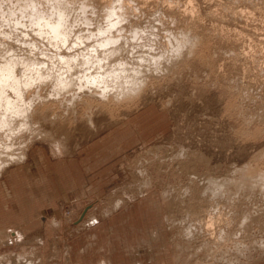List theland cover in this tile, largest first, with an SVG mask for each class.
<instances>
[{"label": "rangeland", "instance_id": "rangeland-1", "mask_svg": "<svg viewBox=\"0 0 264 264\" xmlns=\"http://www.w3.org/2000/svg\"><path fill=\"white\" fill-rule=\"evenodd\" d=\"M26 1L0 0V61L11 57L10 47L19 56L55 60L59 48L45 34L24 31L30 30L21 7ZM35 1L47 12L58 2ZM66 1L76 21L70 39L84 40L69 53L102 39L97 33L107 27L104 9L114 6L125 16L110 35L123 36V45H115L123 48L119 59L140 77L131 91L100 100L78 90L79 82L60 95L52 86L29 90L35 100L31 130L11 125L7 136L9 128L0 129V192L20 188L21 171L15 181L12 169L32 149L51 160L71 155L84 182L79 177L80 197L71 191L56 202L59 226L42 216L41 240L24 231H0V264L84 262L95 239L79 223H121L119 218L144 208L143 201L161 216L158 229L167 230L171 264H264V0L59 3ZM15 20L22 23L17 28ZM122 132L123 147L105 159L92 156V167L84 168L93 143ZM205 225L210 234L202 232ZM122 228H114L115 237Z\"/></svg>", "mask_w": 264, "mask_h": 264}, {"label": "bare ground", "instance_id": "bare-ground-1", "mask_svg": "<svg viewBox=\"0 0 264 264\" xmlns=\"http://www.w3.org/2000/svg\"><path fill=\"white\" fill-rule=\"evenodd\" d=\"M36 2L35 0H27L26 3L21 5L23 10L27 11V15L24 16H26V18L28 16L29 19V21H25V24L28 23L30 27L29 31H24L31 35H36V37L45 34L49 42L56 48H59V52H55V60L54 58H50V60L48 57L44 60L31 54L23 55L24 57L19 56V54L13 52L14 49L12 47L8 48L9 53L12 54L11 57H7L0 61V129L2 130V128L8 127L9 129H7L6 135L9 133L12 134V131H10L11 125L14 127L15 125H20V127L28 130H31L34 125L32 107L35 105L33 103L35 100H32V98L31 100L29 99L28 96H31L29 95L31 93L29 90H32V93H36L39 90L41 91L44 86H52L54 95H60L80 85L78 90L86 89V93H90L91 96L93 95L95 96L94 98L100 100L108 99L110 96L117 97L120 95L118 93H122L123 90L125 91L126 89L131 91L132 89L130 88L138 84L137 81L140 77L139 72L128 70L129 68L126 67L122 59H119L117 53H121L123 48L115 45L121 43V38L123 36L121 34H116V36L112 35L111 37L110 35L115 31L114 29L119 28L125 16L123 14H118L116 7L112 5L113 7L108 6L104 9L105 16L108 18V23L106 22L107 27L99 29V33H97L99 38L102 39L97 42L95 41L96 45H92V42L89 46L85 48L82 47L81 50L76 51L77 53L71 54L69 53V51L72 50L71 46L80 41L83 43L84 40L80 39V41H76L73 39L72 41V39H70L71 34H74L72 22L74 23L75 19L73 20L71 17L69 1L59 3L58 0V2L55 1L57 3L52 5L50 0V12H47L49 10L46 11L40 8L39 5H37L38 2ZM83 6L84 4H82V8ZM21 7L19 12L23 15L24 12ZM20 24L22 23L16 22L15 20L12 22V27L17 28ZM116 32L118 33L119 31ZM136 34H138L137 30L135 31V36ZM77 38H79L78 35L75 36V39ZM66 45L67 47H65ZM64 47L67 48L66 51H62ZM101 49L103 51H101ZM86 52L87 54L84 55L83 53ZM114 56H116V59L109 61L114 58ZM141 59L145 58L142 57ZM80 70L83 71L81 72ZM89 73L91 74L89 75ZM29 75L31 78H28ZM117 81L119 87L112 88L113 82ZM84 82L86 86H83ZM86 95L88 96V94ZM54 147L61 154L58 148L59 146L54 145ZM1 164L2 162H0V166ZM210 225H212V223ZM202 232L206 235L210 234L209 226L205 225ZM196 235L198 236V234ZM191 237L192 236L189 238Z\"/></svg>", "mask_w": 264, "mask_h": 264}, {"label": "crops", "instance_id": "crops-1", "mask_svg": "<svg viewBox=\"0 0 264 264\" xmlns=\"http://www.w3.org/2000/svg\"><path fill=\"white\" fill-rule=\"evenodd\" d=\"M124 132L111 135L106 140L99 141L100 143H93L95 146L87 157L93 156L99 159L103 155L101 159H105L113 155L123 147L120 139ZM110 140H114V143H109ZM93 157L83 159L84 168L92 167L93 164L87 165V161L92 160ZM30 169L39 174L36 177L31 174L25 175L24 171H31ZM43 170H46L45 174ZM18 171H21L20 188L16 189L11 185V188L6 186L4 193L0 192V231H24V236L26 234L36 236L39 241L41 239L38 236L43 226L42 216L52 217L47 218L50 226H59L60 223L56 224L57 218L60 217L56 202L62 197L67 200V194L71 191L77 194L76 197H80V193L76 190L81 182L79 177H82L83 184L84 176L79 169V162L71 155L66 154L63 159L55 157L51 160L42 150L35 152L33 149L30 153L28 150L27 158L21 162V165L12 169V173L16 176L15 181L18 179ZM142 204L144 208L138 207L137 211L131 210V215L124 217L126 220L119 218L121 223H115L114 218L100 222L97 220L87 222L86 219L81 221L79 226L93 232L95 243L90 254L87 252L84 262L80 260L75 264H171L172 259L169 262L167 259L171 257L166 237L167 230L163 232L158 229L162 221L161 216L152 210L147 202L143 201ZM118 226L120 230L121 226L123 227L122 232L115 237L114 228ZM128 246L131 249H128ZM114 249L120 252L125 251L123 256L127 257L122 259L117 255L116 258Z\"/></svg>", "mask_w": 264, "mask_h": 264}]
</instances>
